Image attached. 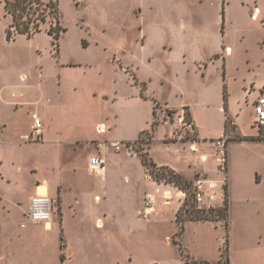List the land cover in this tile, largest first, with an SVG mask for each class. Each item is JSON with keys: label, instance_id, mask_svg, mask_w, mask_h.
I'll return each mask as SVG.
<instances>
[{"label": "crops", "instance_id": "obj_1", "mask_svg": "<svg viewBox=\"0 0 264 264\" xmlns=\"http://www.w3.org/2000/svg\"><path fill=\"white\" fill-rule=\"evenodd\" d=\"M140 4L142 43L130 59L123 62L121 59V65L129 74L127 82L135 87L132 97L136 102H149L151 110H155V120L160 112L171 126L166 135L155 137L153 132L150 155L156 164L169 166L189 180L204 173L224 183L226 176L230 221L234 203L239 199L241 203L247 201L250 187L264 193V132L260 133L253 125V102L264 91V0H142ZM145 12L153 15V20H146ZM1 18L2 9L0 264H47L45 257L52 250L58 264H63L62 255L64 264H97L106 257L114 258L121 227V215L116 209L133 204L131 198L119 197L121 187L141 195V208L129 216L132 222L126 230L133 231L138 225L147 227L158 217L159 207L172 204L173 238L179 229L177 213L185 199L184 191L174 184L154 180L135 150L114 147V142L126 145L138 139L143 131L149 130L145 126L136 130L135 136L102 138L109 128L97 122L94 134L71 139L73 148L67 159H56L50 166L54 176L40 174L32 164L31 170L36 174L28 186L23 183L21 175L25 167L19 160L23 151L40 146L60 148L69 139L64 126L57 123V108L46 85L44 66L29 71L18 64L16 55L9 52L10 41L6 36L10 18L5 16L7 21ZM184 108L196 131L194 135L174 139L178 128L176 115ZM34 114L44 124L40 137L33 133ZM227 119L233 124L230 134L233 139L228 144L225 175L217 167L215 140L225 132ZM100 125L105 129L100 131ZM156 146H161L169 156L158 159ZM175 154L179 158L175 159ZM95 155L106 159L104 169L99 172L90 170V159ZM148 192L155 197L156 213L153 218L144 219L140 212ZM36 193H47L55 199L54 217L47 224L27 221L22 226L30 199ZM215 202L222 205L224 196L218 195ZM17 216L21 219L15 229L13 221ZM232 227L233 224L231 231ZM205 228L217 227L210 220L186 223L181 238L185 252L195 259L219 264L221 255L217 262L210 256L211 239L202 237ZM53 231L57 232L56 237L51 236ZM172 238L167 235L168 243L179 246ZM195 239L202 248H195ZM229 242L230 264H264L263 237L235 238L232 234ZM181 260L187 264L183 257Z\"/></svg>", "mask_w": 264, "mask_h": 264}, {"label": "rangeland", "instance_id": "obj_2", "mask_svg": "<svg viewBox=\"0 0 264 264\" xmlns=\"http://www.w3.org/2000/svg\"><path fill=\"white\" fill-rule=\"evenodd\" d=\"M141 2L142 0H60V20L63 31L58 56L53 48L52 36L45 30L32 38L18 34L16 39L9 40V52L16 55L18 64L29 71L38 70L39 65L44 66L46 85L57 108L56 114L59 117L57 123L64 126L65 136L69 139L60 148L43 146L27 148L19 155V160L25 167L21 178L26 186L36 174L31 170L32 164L36 166L40 174L54 176L50 166L56 159L61 157L67 159L68 153L73 148L71 139L94 134L97 122H103L109 128L102 138L108 135L111 138L135 136L136 130L141 126L153 130L155 137L169 132L171 126L165 123L160 112H158L160 118L156 116V121L160 123L154 126L155 110H151V104L145 102L150 105L148 106L145 103H138L132 97L134 86H130L127 82L129 74L122 69L121 65V59L122 62L130 59L132 52H137L142 43L139 27L142 18ZM0 9H2L1 19L7 21L1 0ZM145 18L153 20V15L145 12ZM46 26H49V23ZM132 83H135L134 80ZM150 116L152 121L148 122ZM208 123H210L209 119L206 120V125H209ZM232 126L230 122L229 135L233 134ZM176 130L183 133L180 127ZM145 137L147 141L148 137ZM144 146L147 148V144ZM154 152L160 160L169 156L161 146H156ZM187 152L190 154L189 151ZM174 158L179 157L175 154ZM65 174L70 177L68 173ZM23 195L28 196L26 190ZM263 195V192L250 187L247 201L241 203L239 199L234 203L235 207L230 218V225L233 224L232 231L229 229L230 237L232 234L235 238L246 236L262 240L263 237L264 242ZM124 196L131 198L133 204L130 207L116 209V213L121 215L120 243L116 255L114 258L106 257L97 264H185L181 260L180 247L168 243L167 240V235L172 238L175 228L173 205L159 207L158 217L152 224H147V227L138 225L133 231H129L126 230V226L132 221L128 219L134 210L141 208V195L139 192L129 193L125 187H121L119 197L122 199ZM53 200L55 208L56 202L54 198ZM175 201L177 202L178 199L175 198ZM244 214L246 215L245 226L243 225ZM20 219V216L14 219L15 229L19 228ZM218 223L217 228L202 230V237L206 240L211 239L210 256L216 262L217 257L221 255L222 240L226 230L225 222ZM56 233V231L51 232V236L56 237ZM192 237L194 240V236ZM196 240L195 248H202L201 243ZM172 241L174 242L173 238ZM45 261L47 264H58L56 252L54 254L52 250L45 257ZM220 263L226 264L225 258Z\"/></svg>", "mask_w": 264, "mask_h": 264}, {"label": "trees", "instance_id": "obj_3", "mask_svg": "<svg viewBox=\"0 0 264 264\" xmlns=\"http://www.w3.org/2000/svg\"><path fill=\"white\" fill-rule=\"evenodd\" d=\"M1 2L4 5L5 16L10 18L7 28L8 40L16 39L18 34L32 38L37 33L45 30L50 36H52V44L55 54L57 56L60 54V38L63 31L60 20V0H1ZM47 23H49V26H46ZM156 124L157 121L155 120L154 126ZM229 125L230 120L227 119L225 129L226 132L229 131ZM145 136L148 137L147 141ZM153 138V130H145L140 134L138 139L135 141H128L127 145H134L135 151L141 157L143 164L148 172H150L154 180L157 182L174 184L187 194L179 212L177 213L179 229L173 236L174 242L179 244L182 257L187 264H211L206 260L195 259L188 252H185V247L181 238L188 221L210 220L215 223L216 227H219L218 222H225V243L221 251L220 262L225 258V263L230 264V221L227 184L225 185V200L223 207L210 209L207 212L206 210L199 209L194 200V193L192 190L193 180L187 179L181 173L175 171L169 166H160L154 162L149 152ZM235 138L244 139L243 137ZM232 139L233 136L230 135L229 141ZM145 144H147V148H145ZM64 246V237L62 235L61 248L63 249ZM64 260L65 258L62 255L63 264Z\"/></svg>", "mask_w": 264, "mask_h": 264}, {"label": "built area", "instance_id": "obj_4", "mask_svg": "<svg viewBox=\"0 0 264 264\" xmlns=\"http://www.w3.org/2000/svg\"><path fill=\"white\" fill-rule=\"evenodd\" d=\"M255 119L254 127H256L260 133L264 132V91L259 92L256 100L253 102ZM34 134L40 137L43 134L44 124L41 117L38 114H34ZM176 124L183 130V133L178 130L174 131V138L178 137H188L191 134H195V124L191 117H189L188 111L184 108L181 112L176 115ZM103 125L99 126V130H104ZM185 134V135H184ZM230 135L228 132L222 133L215 140V147L217 153V165L218 169L222 172L227 170V150L229 144ZM126 146L130 150H135L134 145H125L124 143L117 141L114 142V147L116 150H121ZM106 159L100 155H95L90 159V170L91 172H99L104 169ZM149 175L152 177L150 172ZM226 176L225 182L220 183L217 179L210 177L204 173L196 175L193 179L192 190L194 193V200L199 209L209 211L210 209H217L224 206L218 205L215 200L218 195L224 196L225 200V185H226ZM186 197V192H184ZM171 194L167 193V198L169 199ZM156 200L153 193L148 192L144 196V205L140 212L143 218H150L154 213H156L155 208ZM54 200L47 193H36L30 199L29 207L25 213L26 221L22 222V226H26L27 221L32 222H42L50 223L54 217ZM223 246L225 243V238H223Z\"/></svg>", "mask_w": 264, "mask_h": 264}, {"label": "bare ground", "instance_id": "obj_5", "mask_svg": "<svg viewBox=\"0 0 264 264\" xmlns=\"http://www.w3.org/2000/svg\"><path fill=\"white\" fill-rule=\"evenodd\" d=\"M45 192H46V190H44ZM49 226H51V225H49Z\"/></svg>", "mask_w": 264, "mask_h": 264}]
</instances>
